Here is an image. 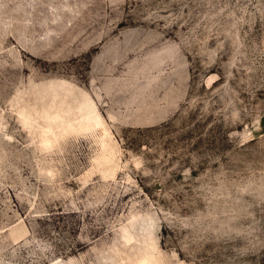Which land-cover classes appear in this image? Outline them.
<instances>
[{"label": "rangeland", "instance_id": "rangeland-1", "mask_svg": "<svg viewBox=\"0 0 264 264\" xmlns=\"http://www.w3.org/2000/svg\"><path fill=\"white\" fill-rule=\"evenodd\" d=\"M0 264H264V0H0Z\"/></svg>", "mask_w": 264, "mask_h": 264}]
</instances>
